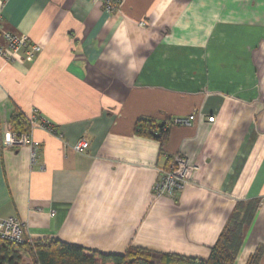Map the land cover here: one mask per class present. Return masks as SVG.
<instances>
[{"label":"crops","instance_id":"1","mask_svg":"<svg viewBox=\"0 0 264 264\" xmlns=\"http://www.w3.org/2000/svg\"><path fill=\"white\" fill-rule=\"evenodd\" d=\"M116 3L0 0V44L29 38L0 56V216L23 221L28 242L205 260L235 204L257 200L233 264L257 252L264 264V0ZM35 112L52 127L5 147L3 124ZM189 114L162 151L133 130ZM175 154L193 169L174 198L156 196Z\"/></svg>","mask_w":264,"mask_h":264},{"label":"trees","instance_id":"2","mask_svg":"<svg viewBox=\"0 0 264 264\" xmlns=\"http://www.w3.org/2000/svg\"><path fill=\"white\" fill-rule=\"evenodd\" d=\"M11 123L19 131H27L26 117L17 113ZM169 120L159 122L139 117L134 123V133L159 141L160 151L168 137ZM257 200L235 204L226 224L210 249L205 260L171 253L157 254L153 251L128 247L122 254L104 253L69 244L57 239L48 241L15 242L0 238V264H24L25 256L30 264H233L242 244L248 224L255 212ZM258 252L250 257L247 264H255Z\"/></svg>","mask_w":264,"mask_h":264},{"label":"built area","instance_id":"3","mask_svg":"<svg viewBox=\"0 0 264 264\" xmlns=\"http://www.w3.org/2000/svg\"><path fill=\"white\" fill-rule=\"evenodd\" d=\"M103 3L104 9L107 12L113 11L118 0H96ZM1 37L5 45L0 44V56L6 60H14L15 53L27 45L29 38L25 35L12 34L10 32H2ZM39 46L32 44L28 54L32 56L39 51ZM207 120L213 121V116H208ZM41 121L43 127H52L47 120H45L39 113H30L27 116V123L29 129L27 131L19 132L11 122L3 124V143L5 147L15 148L24 146L31 141V134L37 122ZM196 121V116L189 114L184 117H172L169 119L168 126L183 125L187 126ZM88 146V141L80 139L76 142L72 149L75 152H81ZM34 157V149L31 150V158ZM193 169L191 161L181 154H175L171 158V163L166 170H159L157 173V180L153 185V194L156 196L166 195L174 198L189 176V172ZM0 238L8 239L15 242H24L25 225L23 221L16 217L0 216Z\"/></svg>","mask_w":264,"mask_h":264},{"label":"rangeland","instance_id":"4","mask_svg":"<svg viewBox=\"0 0 264 264\" xmlns=\"http://www.w3.org/2000/svg\"><path fill=\"white\" fill-rule=\"evenodd\" d=\"M24 264H30V259L25 256V263Z\"/></svg>","mask_w":264,"mask_h":264}]
</instances>
